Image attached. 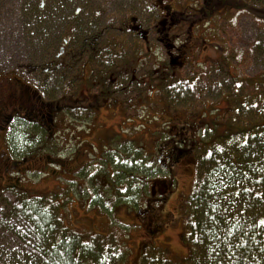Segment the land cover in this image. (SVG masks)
Masks as SVG:
<instances>
[{
  "label": "rangeland",
  "instance_id": "374dc122",
  "mask_svg": "<svg viewBox=\"0 0 264 264\" xmlns=\"http://www.w3.org/2000/svg\"><path fill=\"white\" fill-rule=\"evenodd\" d=\"M50 1L0 0V92L11 87V80L28 91L2 103L3 115H29L47 127L43 132L33 123L39 130L25 134V154L12 156L14 173L0 170V218L9 208L18 210L16 200L42 197L67 235L83 240L100 236L106 252L120 257L117 264H192L187 202L197 184L199 155L222 152L215 156L217 167L226 164L221 165L223 151L229 149L246 159H264L263 135L238 146L243 135L257 132L260 123L255 122L264 120V0H70L82 10L76 36L87 29L100 34L101 52L94 56L92 73L72 67L71 42L64 39L70 3L53 0V9L47 10ZM117 2L123 8L131 4L133 14L142 17H137L138 25L140 31L150 28L148 41L119 30ZM109 9L111 18H102ZM177 11L188 23H161L160 18ZM123 19L127 29L132 27L129 11ZM118 38H128L119 45L129 51L112 48L113 59L124 61L129 54L130 66H102L107 42ZM72 43L79 45L76 39ZM49 54L53 60L46 65ZM171 59L179 65L171 66ZM49 64L54 67L45 73ZM98 75L102 88L82 82ZM68 76L79 78L75 88L68 87ZM100 89L109 92L108 98L96 94ZM89 94L99 97L93 100ZM2 130L0 146L6 147L8 136ZM181 150L185 153L173 166L164 160L167 153L175 156ZM249 172L264 176V162L249 164ZM258 180L242 187L252 193ZM222 181L210 184L219 188ZM215 204L219 212L222 203ZM12 226L15 230H0L10 236L2 244L12 242L0 264L21 263L8 260L30 257L42 242L34 236V225ZM32 256L29 264L39 259Z\"/></svg>",
  "mask_w": 264,
  "mask_h": 264
},
{
  "label": "trees",
  "instance_id": "16d2710c",
  "mask_svg": "<svg viewBox=\"0 0 264 264\" xmlns=\"http://www.w3.org/2000/svg\"><path fill=\"white\" fill-rule=\"evenodd\" d=\"M110 54L106 56L108 63L114 62ZM49 55L46 65L53 60V54ZM162 88L166 89V83ZM175 90L178 88L174 87L172 91L175 92ZM165 91L168 92L169 87ZM260 120L255 124L260 123L258 130L263 131L256 132V128L250 135H243V141L233 145L238 143V146L243 148L246 145V139L264 136V120ZM251 127L252 124L247 126V129ZM34 129L39 130L36 125L26 123L18 117L12 120L7 133L11 157L14 155L18 158L26 153L23 143L25 134ZM223 152L225 159L220 162L221 165L226 164L220 167H217L214 161L215 156L222 155V152L199 155L197 184L187 202L188 217H190L188 240L194 255L192 264H264V176L257 175L259 176L258 184H254L255 191L252 193L247 191V187H242L243 182L257 177L250 174L249 164L260 165L264 159L260 156L246 159L232 149ZM184 153L185 151L181 150L176 156L179 158ZM235 160L237 163L234 162ZM51 165L50 167H56L58 164ZM235 176L238 178L234 180ZM217 179L225 181L224 183L222 181L225 185L219 187L220 189L216 187L217 185L210 184L212 180ZM23 198L16 200V209L20 211L12 207L8 209L6 215L1 216L0 230H15L12 224L20 225L22 228H30L34 225L36 229L34 236L42 242L36 243L37 246L32 248L30 257L17 255L14 260H8V263L15 260L17 263L21 260L19 264H29L34 254L39 259L33 261V264H117L120 260L119 256L106 252L108 247L100 236L83 240L79 236L67 235L45 198ZM213 202L222 203L221 209L218 208L219 212L216 207L220 205L217 203L219 206L216 204L214 206ZM215 211L221 215V219ZM20 215L23 218H19ZM13 218L14 221L11 224ZM21 220L24 225L20 223ZM27 232L30 235L33 233L30 230ZM9 238L10 236L0 235V240ZM2 243L3 241H0V252L2 251L0 258H3L5 253L8 255L12 242L4 241L5 245ZM2 248L4 251L1 250ZM19 248L18 246L15 250Z\"/></svg>",
  "mask_w": 264,
  "mask_h": 264
},
{
  "label": "flooded vegetation",
  "instance_id": "af4514ba",
  "mask_svg": "<svg viewBox=\"0 0 264 264\" xmlns=\"http://www.w3.org/2000/svg\"><path fill=\"white\" fill-rule=\"evenodd\" d=\"M141 1L144 2V3H146V2L149 3V0L148 1L147 0H144V1L141 0ZM67 2L70 3V0H68ZM73 2L70 3V7L69 8H65V12H64V16L67 17L68 20H71L69 31L65 35L64 39H65V41L69 40V42H71V44H70L71 45V53H72V55H71L72 59L71 60L76 65H73V66L72 65H66V67L68 66V69H71V66H72L73 68H75L74 69L75 72H80L82 70H83V72H85V69L87 68L88 69L87 72L89 71V72L92 73V64H93L92 61L94 59V56L100 54V52H101V44H100V41H99L100 34L99 33L98 34H93V33L89 34L88 32H90V31H89V29H87L86 32H84V34L76 36L77 34L80 33V31L82 29L81 22H80V17H81V14H82V10H81L80 6H75ZM50 3L53 4V5H49L48 4L49 7L47 8V10H49L51 7H52L51 9H53L55 1L52 0V1H50ZM117 3L119 5V11L114 13L115 21H116V23H118L120 25V27H122V28H119V30L122 33H124L123 35H126L127 33H131V35H138L143 41H148V38H149V35H150V32H151L150 28L147 27V28L144 29V31H140V27L141 26L138 25L137 17H139L141 19H142V17L139 14H137V15L133 14V6L130 7L131 4L125 3V6L123 8V7H120V5H121L120 2H117ZM40 5H42V1H41ZM89 6H90V8L93 7L92 4H89ZM114 6H115V4L112 6V8ZM128 11H129V17H130L129 20L131 21V26L132 27H129L127 29L125 26H127L128 24H122V22L124 21L123 18H125V17L127 18ZM121 12L124 13V16H123V14H121ZM94 13H97V12H94ZM109 13H110V9L107 12H104L102 14L101 13H97V14H101L102 18H105V17L111 18L109 16ZM177 13H178V16H177ZM174 14L175 15H173V16L169 15L167 18L165 16L160 18V19H163V20L159 19L160 15L159 16L156 15V16H154V18L155 19H159L161 21V23H163V21H166V20L171 21V23H173V24L176 23L177 21H180V20H182L183 22L188 23V18L186 17V15L181 16L179 11L175 12ZM112 16H113V14H112ZM100 21L101 20H97L95 22H96V24H98V23H100ZM126 22L128 23V21H126ZM90 26H92V25H90ZM124 28H126V29L123 30ZM91 29H95V28H91ZM134 31H136V32H134ZM81 37H84V38H81ZM73 39H76V40L79 41V45L77 47H75V48H77L76 50H75V48L73 46V43H72ZM121 40L125 41V44L129 42L128 38H125V39L124 38H122V39L118 38V39H115V40L108 41L107 44H106V48L104 49L105 55L108 56L110 53H112L113 52L112 48L121 49V51L123 53L129 51L127 47H126L127 49H123L122 48L123 46L119 45V42H121ZM110 55L113 56L112 54H110ZM117 59H119V57H117ZM128 59H129V54L126 55V59L124 61H120L119 62L116 59H113L114 62L109 61V63H108V61H107V59L105 57V62L103 63L102 66H105L107 68L112 69L113 66H122V65L125 66L126 65V67L128 68L130 66V64L128 65ZM64 60H65L66 63H69V62L66 61V58H64ZM121 60H123V59H121ZM61 62H62V59H61ZM179 63H180V61L174 60V59H171V61H170V65L171 66L179 65ZM98 65H101L100 62L98 63ZM52 67H54V66L50 65V64H49V68H48V66H45L44 72L47 73L48 71H51L50 68H52ZM49 76H52V74H50ZM75 79L76 78H74L73 76L72 77L68 76L65 79L66 83L69 81L68 84H67L68 87L75 88L76 80L78 81L79 78L76 79V80ZM82 82H87V84H89L88 88H95L96 87L95 84L97 85V87L100 86V88H102L103 85H104V82L102 81V77L100 75L95 77V80H92V81L84 80ZM176 83H177V85L180 84V82H178V81H176ZM45 85L47 87V84H45ZM108 87H111V86H108ZM25 88H27V87H24L23 85L21 86V85L17 84L15 81L11 80V87H7L6 91L0 92V130L4 129V130H2L3 133H8L9 124L15 118V117L12 116L11 118L8 119L7 116L3 115V111H4L3 105L7 101L10 100L12 95L16 96V98L20 97V93H22L24 95H27L28 91L25 90ZM44 88H45V86H43V88L41 90H44ZM88 88L86 89V91L89 90ZM105 93H106L105 90L100 89L96 94H102L104 97L108 98V96L110 95L109 92H107V94H105ZM8 96H9V98H8ZM98 97L97 96H91V98L93 100H96V98H98ZM46 101L47 102H51L53 100H46ZM106 101H108V100H105L104 102H106ZM2 103H4V104L2 105ZM85 110L86 109H83V112H85ZM20 118L22 119V121H24L26 123H32V124L34 123L32 120H30V116L29 115L21 116ZM34 124L39 125L42 128V131L45 132L44 127L45 128H47V127L44 126V124L42 122L41 123H34ZM7 147H8V145L6 147L5 146H0V170L6 171V173H8L9 170H10V172L14 173L13 168L16 167V163L17 162H15V160L11 157L10 150ZM176 154L177 153L175 152V156L174 155L170 156L167 153L165 155V157H163V158H164V160L169 159L171 161V166H173L174 164L179 162V158L176 156ZM160 160L161 159L159 158L158 162H160Z\"/></svg>",
  "mask_w": 264,
  "mask_h": 264
}]
</instances>
